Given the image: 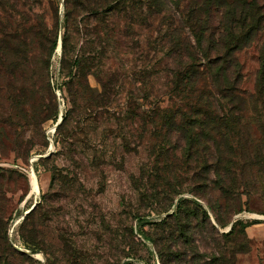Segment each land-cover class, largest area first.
Wrapping results in <instances>:
<instances>
[{"label": "trees", "instance_id": "1", "mask_svg": "<svg viewBox=\"0 0 264 264\" xmlns=\"http://www.w3.org/2000/svg\"><path fill=\"white\" fill-rule=\"evenodd\" d=\"M39 4L40 0H0V122L16 127L15 135L20 139L14 142L17 154L24 157L33 146L31 140H25L26 131L45 121L34 112L35 99L39 94L41 97V91L30 61L39 46L52 56L61 41V69L68 71L69 93L76 89L83 102L90 96L85 98L88 104L81 101L77 111L70 110L64 117L57 128L58 137L62 128L76 122L83 126L81 133H86V128L97 123L99 116L124 121L127 112L124 117L111 113L124 77L113 62L122 60L131 30L136 26L145 29L149 36L146 56L148 60L157 59L161 74L168 79V90L166 100L156 98L155 103L143 106L141 119L146 127H162V131L155 133V138L161 137L153 148L158 150L157 156L180 151L188 165L193 161L197 165L194 187L185 191L183 182L174 186L168 183L163 199L157 190L151 196L155 204H162L160 213L168 215L157 224L162 236L151 240L172 264L177 246L169 238H186L193 229L188 221L192 217L198 219L202 213L211 240L208 264H236L238 256L250 250L248 226L238 221L229 233L222 234L220 230L230 226L232 218L245 207L240 187L253 194L260 184L264 149L258 145L255 152L248 150L240 158L233 154L237 145L228 142L231 156L227 162L223 143L232 140L227 135H233L234 141L245 136L246 140H242L250 144L253 137L245 132L247 116L243 114L248 115L252 105L264 106V56L255 94L250 97L241 89L243 67L238 59L241 51L264 38V0H65L64 34L60 40L57 32L49 29L44 14L36 12ZM89 20L95 23L92 30L86 24ZM147 67L150 71V64ZM90 76L96 78L99 89L91 87ZM57 91H61L60 86ZM151 97L149 94L147 100ZM54 101L50 98L51 103ZM128 104L130 111L137 107L134 101ZM258 115L255 127L264 131V108ZM78 134L73 133V140L79 141ZM67 138H59L57 143L77 148ZM152 170L155 179L167 180L157 167ZM56 172L55 169L54 177ZM4 173L0 169V179L4 180ZM203 173L216 178L210 186L207 182L204 186L199 184ZM206 192L217 226L199 203L184 198L177 201L176 210L170 214L177 197L190 193L197 199H206ZM164 225L168 227L161 228ZM142 233L146 235L145 231ZM29 250L36 252L33 246Z\"/></svg>", "mask_w": 264, "mask_h": 264}, {"label": "rangeland", "instance_id": "2", "mask_svg": "<svg viewBox=\"0 0 264 264\" xmlns=\"http://www.w3.org/2000/svg\"><path fill=\"white\" fill-rule=\"evenodd\" d=\"M40 2L35 7L36 12L44 14L49 29L55 30L60 40L64 34L65 0ZM86 24L91 30L95 25L93 20ZM148 37L145 29L136 26L130 32L122 60L113 62L114 68L124 77L111 113L124 117L127 112L124 121L99 116L97 123L86 128V133H81L83 126L76 122L62 128L59 137L55 130L59 121L63 122L70 110L77 111L81 101L88 104L85 98L90 96L83 102L76 89L69 93L70 79L66 75L68 71L61 69L63 51L60 45L52 56L40 46L34 53L30 62L37 88L43 96L36 97L34 112L45 121L26 131L25 140H31L33 146L24 157L15 150L14 142L20 140L15 135L16 127L0 122V169L5 172L4 180L0 179V264H169V259L159 252L153 241L162 236L157 224L168 215L160 213L162 204H155L151 196L157 190L159 198L163 199L168 183L174 186L183 182L185 191L194 187L197 165L194 161L188 165L180 151L175 155L171 152L157 156L160 154L153 148L161 137L155 138V133L162 131V127H146L141 119L143 106L155 103L156 98L166 100L168 90V79L161 74L162 67L157 59L148 60L146 56ZM263 56L264 38L238 54L243 67L241 89L248 97L255 94ZM149 64L151 70L147 71ZM89 82L93 89L100 88L95 77L90 76ZM57 86L61 91H57ZM149 94L152 97L147 100ZM52 97L55 98L53 103L50 102ZM133 101L137 106L132 109L135 117L128 104ZM263 108L256 104L250 107L248 115L242 113L247 116L245 132L253 137L250 144L242 140H246L245 136L234 141L233 135H227L232 136V140L223 143L227 162L231 156L228 142L237 145L233 154L240 158L248 150L255 152L258 145L264 149V131L255 127ZM229 128L227 126V133ZM75 132L79 133V141L72 138ZM65 137H69L66 140L70 143H76L77 148L57 143L59 138L64 140ZM166 147L170 151L171 148ZM154 167L161 170L167 180L155 179ZM208 174L203 173L198 178L201 186L205 182L210 186L216 179ZM259 178L261 182L253 194L240 187L245 207L232 218L230 226L220 230L222 234L229 233L233 223L238 221L248 226L250 250L238 256L236 264H264V174L259 173ZM35 179L39 191L34 189ZM180 198L199 203L210 213L211 223L217 226L208 208L207 192L206 199L204 196L197 199L190 193L177 197L170 214L176 210ZM188 222L193 229L186 238H169L177 246L172 264H208L211 240L204 214ZM163 236L167 238L166 233ZM31 246L36 252L29 250Z\"/></svg>", "mask_w": 264, "mask_h": 264}, {"label": "bare ground", "instance_id": "3", "mask_svg": "<svg viewBox=\"0 0 264 264\" xmlns=\"http://www.w3.org/2000/svg\"><path fill=\"white\" fill-rule=\"evenodd\" d=\"M34 189H35V191H39V187H38L36 179L34 180Z\"/></svg>", "mask_w": 264, "mask_h": 264}, {"label": "water", "instance_id": "4", "mask_svg": "<svg viewBox=\"0 0 264 264\" xmlns=\"http://www.w3.org/2000/svg\"><path fill=\"white\" fill-rule=\"evenodd\" d=\"M60 47H61V50H62V42L60 41ZM62 123V119L59 121V123L56 125L55 127V130L58 128V126ZM51 155V154H50ZM49 155V156H50Z\"/></svg>", "mask_w": 264, "mask_h": 264}]
</instances>
